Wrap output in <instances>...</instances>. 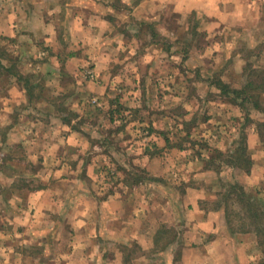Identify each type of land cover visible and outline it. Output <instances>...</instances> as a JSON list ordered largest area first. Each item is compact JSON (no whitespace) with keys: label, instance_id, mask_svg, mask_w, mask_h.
<instances>
[{"label":"rangeland","instance_id":"rangeland-1","mask_svg":"<svg viewBox=\"0 0 264 264\" xmlns=\"http://www.w3.org/2000/svg\"><path fill=\"white\" fill-rule=\"evenodd\" d=\"M57 2L0 0V264L82 263L80 255L72 259L67 254L70 243H77L72 227L61 237L52 229L69 206L81 204L84 213L91 204L83 197L71 199L72 194L63 205L55 203L53 194L44 206L31 201V194L49 185L58 196L74 186L90 187L97 201L127 189L129 212L152 209L157 219L173 215L177 207L165 199L175 205L174 194L188 201L198 193L203 212L223 211L229 231L224 210L215 207L223 198L218 192L241 183L264 205V14L216 26L199 12L175 14L157 20L153 28L135 25L132 33L129 13L118 12L119 26L110 38L114 46L108 48L115 55L112 74L98 75L91 61L85 69L76 68L75 76L55 77L44 73L48 69L40 61L41 42L51 44L52 39L29 33L40 25L34 22L30 28L25 9L36 5L39 14L51 11L61 44L64 23L62 11L57 15L53 10L62 8ZM20 73L34 75L32 81L39 84L33 100L25 80H17ZM250 81V92L256 93L250 101L240 103L231 91L223 92V87ZM68 130L82 134L81 139L69 140ZM244 146L253 164L246 158L241 166L230 163ZM80 179L84 185L75 182ZM123 182L130 188L120 187ZM230 207L241 210L237 200ZM49 208L58 216H48ZM235 218L233 224L241 226V217ZM251 229L232 233L254 237L261 251ZM178 234L170 222L159 224L154 247L164 238L176 243ZM124 248L126 258L148 254L138 242Z\"/></svg>","mask_w":264,"mask_h":264},{"label":"crops","instance_id":"crops-1","mask_svg":"<svg viewBox=\"0 0 264 264\" xmlns=\"http://www.w3.org/2000/svg\"><path fill=\"white\" fill-rule=\"evenodd\" d=\"M58 2L56 6L60 4L62 8L57 6L53 10L57 15H60L58 12L60 10L63 13L60 15L63 16L61 20L64 23V39L61 40V44H59L61 37L58 38L57 32L58 25L50 17L51 11L45 10L43 14H39L42 10H38L36 5L25 9L24 4L20 10L25 9V13L29 11L27 15L29 17L30 14L28 21L30 28L34 22L40 25L38 31H35L34 27L29 30L31 35L42 32L44 39H52L51 44L42 40L44 43L41 42L43 47L40 61L41 67L48 69L44 73L55 77L71 74L75 76L76 68L82 66L85 69V65L91 61L94 62L98 75L112 74L110 69L115 55L113 51L108 52V48L114 46L110 38L114 37L112 33L114 27L119 26H116L119 24L116 18L118 12L129 13L126 17H130L133 22L128 24L132 33L135 25L142 27L143 23H155L156 26L159 22L157 20L161 18L175 14L181 17L194 11L208 16L213 20L214 26L233 24L242 20L253 21L264 14V0H58ZM32 40H35V37ZM62 42L65 43L63 49ZM50 65L53 67H49ZM67 135V138L70 137L69 140L72 138L77 142L82 134L68 130ZM78 167L72 169V172ZM75 182L84 185L81 179ZM79 186H74L72 190L67 189L63 195L58 196L59 191L49 185L47 188L43 187L42 192L38 190L30 196L31 201L41 203L43 206L47 204L46 199L48 204L51 203L52 194L55 196V203L60 205L66 202L65 197L70 194L71 199L77 197L80 200L83 197L91 204L89 206L91 210L84 213L81 204L80 207L78 204L77 207L68 205L69 208L66 210L68 213L62 218L59 216L57 226L54 225L55 228L52 229L60 231L61 237L67 235L66 231L72 227L71 238L77 241L70 243V248L72 246L73 248L68 249L67 254H71L72 259H77V255H80L82 263L64 260V264H86L84 261L91 258L95 260L94 264H257L262 257L261 251L255 246L254 237L233 235L228 230L223 211L203 212L199 206L201 201L198 193L188 201L185 196L174 194L178 201L175 205L169 199H165L169 207L178 208H175L173 215L168 217L164 215L157 219L151 217L152 209L143 210L141 213L139 211L142 209H138L130 213V201L125 195L127 189H115L97 201L90 187ZM121 186L130 188L124 182ZM185 202L188 203L184 205ZM75 208H78L79 213ZM63 209L65 206L59 207V212L64 213ZM45 211L48 216H58V211L51 208ZM163 222L167 224L170 222V225L175 227L179 233L178 241L175 243L172 239H160L155 248V234L158 225ZM115 225L117 226L114 227ZM226 235L228 239L225 238ZM234 238H242L244 241L237 244ZM135 242H138L142 251L148 254L138 252L132 256L134 252L126 258L124 246ZM181 250L180 259L175 260L176 254ZM80 251L82 253H77Z\"/></svg>","mask_w":264,"mask_h":264},{"label":"trees","instance_id":"trees-1","mask_svg":"<svg viewBox=\"0 0 264 264\" xmlns=\"http://www.w3.org/2000/svg\"><path fill=\"white\" fill-rule=\"evenodd\" d=\"M194 11L192 14H195ZM147 26L153 28L152 23H148ZM261 46H259L260 48ZM188 52V51H187ZM263 73L262 72H256L254 74L259 75ZM17 80L19 82H22L25 80L26 83H24V89L28 92L30 100H33L35 97V87L39 84H34L35 82L32 81L31 78L35 77L34 75H30L27 77L26 75H22L21 73L18 74ZM220 81V80H219ZM253 81H250L248 84L239 87V88H222L223 92L231 91L234 95L235 101L237 102H246L250 101V99L254 98L256 96V93L250 92V87L253 85ZM241 99V101H239ZM258 102V101H257ZM259 105V104H258ZM71 120V119H70ZM67 121L68 123H71V121ZM74 127V126H73ZM169 141V139L167 138ZM246 148L241 147V149H238V152L236 151L234 157L230 160V163L237 164L241 166V162L245 160L251 165L253 164V161L249 160L246 156ZM219 155L223 156L226 154L224 151H218ZM212 157V156H211ZM213 158V157H212ZM214 161H209V164ZM251 168H249L247 171H250ZM230 188L226 190L225 192H218V195L222 196V200L220 199L217 201L215 207H218L219 209H223L225 213V218L227 221V224L229 226V229L231 232H246L249 231L250 228L251 231H253L257 236V244L259 249L262 251V257L259 259V262L257 264H264V205L263 203L259 202V200L256 198H252L251 194L246 190L248 187L244 186L241 183H231ZM232 200V201H231ZM237 200L241 205V210H235L233 211V208L230 207L231 202ZM235 217H241L243 222L241 223V226H235L233 224ZM247 226H252L248 228ZM161 237V232H159L156 236V239H159ZM179 253V252H178ZM177 255L175 256V259L177 258ZM181 255H178V257ZM180 258V257H179Z\"/></svg>","mask_w":264,"mask_h":264}]
</instances>
